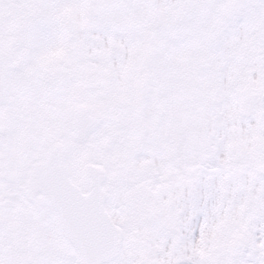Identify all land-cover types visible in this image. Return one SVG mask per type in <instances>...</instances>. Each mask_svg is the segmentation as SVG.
I'll use <instances>...</instances> for the list:
<instances>
[{
    "label": "snow or ice",
    "instance_id": "obj_1",
    "mask_svg": "<svg viewBox=\"0 0 264 264\" xmlns=\"http://www.w3.org/2000/svg\"><path fill=\"white\" fill-rule=\"evenodd\" d=\"M0 264H264V0H0Z\"/></svg>",
    "mask_w": 264,
    "mask_h": 264
}]
</instances>
